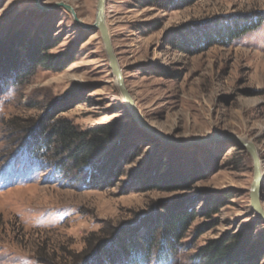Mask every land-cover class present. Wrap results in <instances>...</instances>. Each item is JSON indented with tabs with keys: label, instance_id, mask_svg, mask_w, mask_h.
Masks as SVG:
<instances>
[{
	"label": "rangeland",
	"instance_id": "374dc122",
	"mask_svg": "<svg viewBox=\"0 0 264 264\" xmlns=\"http://www.w3.org/2000/svg\"><path fill=\"white\" fill-rule=\"evenodd\" d=\"M97 1L40 6L67 4L92 27ZM36 2L0 0V264H203L194 256L214 241L233 242L247 264H264L254 168L242 146L257 150L264 210V0H107L126 88L166 140L126 109L100 32ZM238 28L233 41L204 42ZM23 41H42L62 70L25 56L14 63ZM58 119L106 132L99 156L68 174L17 152L32 141L25 129ZM182 210L195 220L170 251L160 250L159 233ZM149 232L157 245L150 255Z\"/></svg>",
	"mask_w": 264,
	"mask_h": 264
},
{
	"label": "trees",
	"instance_id": "16d2710c",
	"mask_svg": "<svg viewBox=\"0 0 264 264\" xmlns=\"http://www.w3.org/2000/svg\"><path fill=\"white\" fill-rule=\"evenodd\" d=\"M260 24H256L255 28H258ZM238 28L235 32L226 31L225 34L218 33L214 36V39L210 36L205 37V41L208 43V48L214 46L219 41L232 40L238 38L240 33L244 30ZM213 40H219L213 41ZM43 42L39 41L36 48H30L27 42H20L16 44V48L13 51V61L19 62L24 59L30 60L36 67H42L46 71L58 72L62 68L56 67L57 62H54V57L46 55L42 52ZM45 50H49L47 47ZM56 63V64H55ZM14 72H19V67ZM21 73V72H19ZM18 74V73H17ZM25 129V132H29V137H32V141L27 147L21 145V149L17 151L19 155L23 153V157L30 159H48L47 162L56 167L60 171L68 172L74 171L76 168H82L88 166L92 159H95L103 151L106 146L105 135L106 132L101 131V128H96L88 132H79L75 127L65 119L52 120V122L44 123L39 122L32 128ZM27 148H29L27 150ZM26 151V152H25ZM16 152V153H17ZM18 154L16 156H19ZM15 156V157H16ZM22 157V159H23ZM46 157V158H45ZM193 211H179L173 219L166 223L161 233V243L158 244L160 250L170 251L176 244L183 239V235L188 226L195 220ZM154 235L149 232L144 238L145 246L149 250V255L156 249L157 245L153 244ZM236 246L233 242L214 241L210 242L206 247L200 249L195 260L203 264H247L248 257L241 260L239 258ZM143 252L133 254L134 257L140 258ZM250 257V256H249ZM264 258V254L261 256ZM109 262V263H108ZM112 259L106 258L101 264H111Z\"/></svg>",
	"mask_w": 264,
	"mask_h": 264
},
{
	"label": "water",
	"instance_id": "95a60500",
	"mask_svg": "<svg viewBox=\"0 0 264 264\" xmlns=\"http://www.w3.org/2000/svg\"><path fill=\"white\" fill-rule=\"evenodd\" d=\"M42 0H37L36 4L42 11H52L56 9H64L67 11L74 19L75 23L82 28L90 29L93 28L96 31L100 32L105 52L107 54V58L110 64V68L112 71V74L115 78V83L118 88V91L120 93V96L123 100V103L132 116V118L138 122L141 127L144 128L146 132H148L151 136H153L155 139L158 140H166L167 138L164 137L162 134L156 132L153 128H151L146 121L144 120V117L140 114L139 110L137 109L133 99L131 98L125 84V80L122 74V70L118 64L117 57L114 53L113 45L111 42V37L109 34V30L107 28L106 22H105V7L107 0H98L97 1V14H96V21L95 24L92 27L85 26L77 17L76 12L74 9L64 3H58L52 7L46 8L40 6V2ZM243 148L250 154L252 158L253 168H254V180L251 187V207L253 212L256 214V216L264 223V210L261 207L260 204V192H261V164L258 157L257 150L255 146L251 143H242Z\"/></svg>",
	"mask_w": 264,
	"mask_h": 264
}]
</instances>
